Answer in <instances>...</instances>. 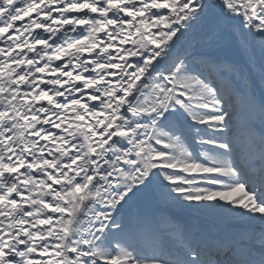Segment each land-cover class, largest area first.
Masks as SVG:
<instances>
[{
	"label": "snow or ice",
	"instance_id": "1",
	"mask_svg": "<svg viewBox=\"0 0 264 264\" xmlns=\"http://www.w3.org/2000/svg\"><path fill=\"white\" fill-rule=\"evenodd\" d=\"M224 43L264 84V0H0V264H264V90Z\"/></svg>",
	"mask_w": 264,
	"mask_h": 264
},
{
	"label": "rangeland",
	"instance_id": "2",
	"mask_svg": "<svg viewBox=\"0 0 264 264\" xmlns=\"http://www.w3.org/2000/svg\"><path fill=\"white\" fill-rule=\"evenodd\" d=\"M213 54L233 62L240 69L239 71L228 75V79L230 80L232 86L241 90L245 89L246 87L251 88L255 91L257 97L261 95L262 90H264V84H262L260 80L258 74L259 69L255 66H249L247 55L243 50L233 46L230 43H224L222 46L216 48ZM257 125L260 126L259 121H257ZM199 220L196 221V225L205 229V226L207 225L202 224ZM166 229L170 231L173 228L168 227Z\"/></svg>",
	"mask_w": 264,
	"mask_h": 264
},
{
	"label": "bare ground",
	"instance_id": "3",
	"mask_svg": "<svg viewBox=\"0 0 264 264\" xmlns=\"http://www.w3.org/2000/svg\"><path fill=\"white\" fill-rule=\"evenodd\" d=\"M229 82H230V80L228 79V84H229ZM259 130H260V126H257V129H256L257 133H259ZM141 206L142 207H146V208L149 209V211L158 214L159 221H160V226H161V228H163L165 230L168 227H173L174 224L176 222H178L180 219H185V220L189 219L183 213H181L179 210H177L175 208H172V207H169V206H161V205L155 203L154 201L148 202V203L141 202ZM199 219L205 225L206 224L213 225L214 226L213 228L215 230H219L220 229V226L215 224L212 221H209V220L204 219L202 217L199 218ZM193 224H194V222H193ZM169 232L171 233V231H169Z\"/></svg>",
	"mask_w": 264,
	"mask_h": 264
}]
</instances>
